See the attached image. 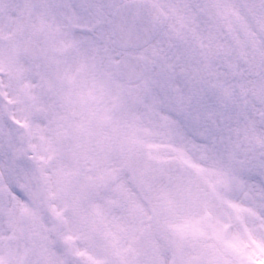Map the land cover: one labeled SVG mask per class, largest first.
I'll return each instance as SVG.
<instances>
[{"label": "snow or ice", "instance_id": "1", "mask_svg": "<svg viewBox=\"0 0 264 264\" xmlns=\"http://www.w3.org/2000/svg\"><path fill=\"white\" fill-rule=\"evenodd\" d=\"M0 264H264V0H0Z\"/></svg>", "mask_w": 264, "mask_h": 264}]
</instances>
